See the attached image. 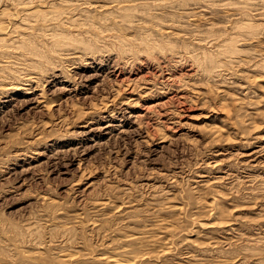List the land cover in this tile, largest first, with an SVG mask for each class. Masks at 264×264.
Returning <instances> with one entry per match:
<instances>
[{"label":"rangeland","instance_id":"374dc122","mask_svg":"<svg viewBox=\"0 0 264 264\" xmlns=\"http://www.w3.org/2000/svg\"><path fill=\"white\" fill-rule=\"evenodd\" d=\"M0 1V264H264V0Z\"/></svg>","mask_w":264,"mask_h":264},{"label":"bare ground","instance_id":"6f19581e","mask_svg":"<svg viewBox=\"0 0 264 264\" xmlns=\"http://www.w3.org/2000/svg\"><path fill=\"white\" fill-rule=\"evenodd\" d=\"M1 2V1H0ZM14 2V1H13ZM27 4H28V2H26ZM29 3H31L34 7V9H35V2H33V0H32V2H29ZM25 4V3H24ZM30 4V5H31ZM15 5V4H14ZM16 5H18V4H16ZM21 6V5H20ZM24 6V5H23ZM26 6V5H25ZM39 6V5H38ZM42 6V5H41ZM6 7V6H5ZM28 7V6H27ZM27 7H25V8H23L21 11H23V10H25V9H28ZM19 9H21V8H19ZM19 9H18V11H19ZM30 9V8H29ZM34 9H32V10H25L24 12H27V14L26 13H24L23 12V14H26V16H30V17H32V15L34 14L35 15V10ZM1 11V10H0ZM20 12V11H19ZM2 13H3V11L0 13V16L2 15ZM23 14H22V16H23ZM3 15H5V14H3ZM7 15V14H6ZM17 16V15H16ZM21 16V17H22ZM8 17V16H7ZM13 17V16H12ZM25 18V19H23V20H28L29 21V19L30 18ZM19 17H17L16 19H18ZM15 19V18H14ZM22 19V18H21ZM1 20V19H0ZM11 21H12V19H11ZM18 21V20H17ZM1 22V21H0ZM15 22V21H14ZM3 23V22H2ZM14 24V23H13ZM16 24V23H15ZM14 24V25H15ZM7 25H9V24H7ZM4 26V25H3ZM2 26V27H3ZM0 27H1V25H0ZM9 27V26H8ZM17 29V28H16ZM7 29L6 28H0V56H3V55H5L7 52H5L6 51V49H8V50H11L12 48H14V50L15 49H17V47H19L20 46V44L19 43H23V40H26V39H22V37L20 36V35H18L17 37L16 36H13V37H11V38H13V39H11L10 38V40L8 41V38H7V33H9L8 31L7 32H3V33H1V31H6ZM30 30V29H29ZM13 32H14V30H13ZM17 32V31H16ZM18 32H20V31H18ZM27 32V31H26ZM23 33V32H22ZM22 33H21V35H22ZM6 34V35H5ZM20 34V33H19ZM9 35V34H8ZM25 35V34H24ZM27 35V34H26ZM30 36V35H29ZM30 38V37H29ZM22 39V40H21ZM32 39H33V37H32ZM12 42H18V46H14L13 44H12ZM30 43H32V42H30ZM11 45H13V47L11 48ZM57 46V45H56ZM31 47V46H30ZM20 48V47H19ZM27 48V47H26ZM8 60V59H7ZM1 61V60H0ZM14 61V60H13ZM27 83H28V81H27ZM25 85H28V84H25ZM24 86V85H23ZM24 87H27V86H24ZM12 88H14V87H12ZM16 88H18V86L17 87H15L14 89H16ZM21 88H22V86H21ZM32 88V87H31ZM11 89V88H10ZM35 90V89H34ZM19 91V90H18ZM25 91H27V89L25 90ZM30 91V90H29ZM30 94V93H29ZM43 94V93H42ZM33 99V98H32ZM35 99H36V97H35ZM39 99H41L40 98V96H39ZM39 99H37L36 101H38ZM29 100H30V98H29ZM29 100H27V101H29ZM32 101V100H31ZM40 101H42V99L40 100ZM40 101H38V102H40ZM30 104H31V102H30ZM32 104H33V102H32ZM40 104V103H39ZM60 162V161H59ZM58 163V162H57Z\"/></svg>","mask_w":264,"mask_h":264}]
</instances>
